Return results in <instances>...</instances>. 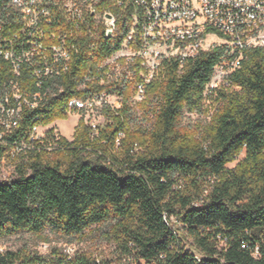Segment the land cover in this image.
I'll use <instances>...</instances> for the list:
<instances>
[{
	"label": "trees",
	"instance_id": "16d2710c",
	"mask_svg": "<svg viewBox=\"0 0 264 264\" xmlns=\"http://www.w3.org/2000/svg\"><path fill=\"white\" fill-rule=\"evenodd\" d=\"M107 8L115 11L110 4ZM131 13L126 4L108 37L90 16L98 35L89 40L96 44L87 56L80 41L87 37L76 35L79 54L69 70L44 83L50 92L43 123L67 117L65 102L82 95L78 85L88 70L91 89L100 88L103 73L96 66L122 43ZM229 57L228 47L219 44L182 65L178 58L164 60L140 102L132 98L138 61L128 66L132 75L122 78V86L106 79V87L117 85L123 97L118 114L107 111L93 136L79 119L72 139L61 137L62 149L30 154L13 178L0 181V237L21 230L73 237L104 226L102 235L114 239L118 257L132 254L149 264H264V49H244L230 85L217 90L215 110L198 136L181 124L184 110L202 111L212 67ZM27 85L36 89L32 81ZM132 102L151 113L150 129L129 127ZM164 216L180 222L183 240ZM46 262L26 250L0 251V264ZM54 264L96 262L85 253L70 259L57 254Z\"/></svg>",
	"mask_w": 264,
	"mask_h": 264
},
{
	"label": "built area",
	"instance_id": "2783aa9c",
	"mask_svg": "<svg viewBox=\"0 0 264 264\" xmlns=\"http://www.w3.org/2000/svg\"><path fill=\"white\" fill-rule=\"evenodd\" d=\"M108 4L115 11L108 9ZM126 4L132 7L131 27L120 46L96 66L103 73L98 81L100 88L91 89L88 70L78 85L82 95L68 98L64 105L67 115L77 114L78 120L84 121L91 136L98 133V117L107 111L118 114L122 107L117 85L106 87L108 78L121 82L125 72L121 68L128 70L138 61L141 70L133 97L140 102L146 84L164 60L178 58L182 65L185 59L211 47L204 44L206 35L220 34L228 43L230 57L213 65L203 92L208 99L218 87L230 85V73L240 66L244 49H264V0H0L1 165L24 155L63 148L60 132L41 120L50 92L44 83L58 80L69 70L73 56L79 54L78 42H84L81 45L90 56L89 50L96 43L89 38L97 37L96 24L102 25L105 37L112 36L118 14ZM90 16L95 25L90 24ZM76 35L87 37V41H77ZM27 81H32L36 89H29ZM122 135L118 134L117 144ZM163 219L179 231L183 240L180 222L174 217ZM184 245L190 248L188 236ZM193 252L198 259L199 254ZM94 259L96 264H108ZM117 259H122L119 264H149L132 254Z\"/></svg>",
	"mask_w": 264,
	"mask_h": 264
},
{
	"label": "rangeland",
	"instance_id": "374dc122",
	"mask_svg": "<svg viewBox=\"0 0 264 264\" xmlns=\"http://www.w3.org/2000/svg\"><path fill=\"white\" fill-rule=\"evenodd\" d=\"M204 44L206 46L219 44L228 46V43L224 37H220L218 34L214 33L206 35ZM121 70H125V74L122 75V78H130L132 75L128 73V70L125 68H121ZM218 89H223V86L218 87L215 93L203 102L201 112H189L184 110L182 113L181 124L190 126L196 130L197 136L203 131L215 110L217 104L215 99L217 97L216 95L218 94ZM133 96L134 95H132V98L134 100ZM95 116H97V114H95ZM127 116L129 127L131 129H137L140 127L148 130L152 126L153 120L151 113L146 112V110L138 103L135 104L132 102L129 105ZM96 120L99 124V128H101L106 121V116H100ZM77 123V114H69L65 119H57L51 122L50 125L54 126L65 139L71 140ZM44 152L51 154L54 151ZM242 155V153L239 154L236 159L230 162L228 165H235L237 160H239ZM28 156L29 155H24L17 159L16 162L6 161L5 164H0V180H3L9 176H15L16 164L25 162L28 159ZM103 227L104 226H100L99 228H96L95 226H92L91 228L85 230L81 235L73 237L61 236L49 231H44L42 234H35L29 231L21 230L13 234L0 237V251L26 250L31 255L45 257L47 261L46 264H54L55 256L57 254L70 255L73 257L82 253L88 254L92 258H96L98 260H104L108 264H119L122 259H117L118 254L115 250V241L111 236L106 237L104 234L102 235Z\"/></svg>",
	"mask_w": 264,
	"mask_h": 264
}]
</instances>
